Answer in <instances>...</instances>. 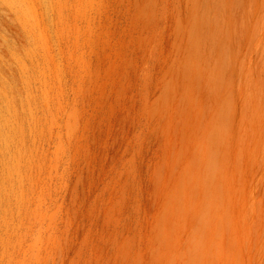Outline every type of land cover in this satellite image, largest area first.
<instances>
[{
  "label": "rangeland",
  "instance_id": "rangeland-1",
  "mask_svg": "<svg viewBox=\"0 0 264 264\" xmlns=\"http://www.w3.org/2000/svg\"><path fill=\"white\" fill-rule=\"evenodd\" d=\"M0 264H264V0H0Z\"/></svg>",
  "mask_w": 264,
  "mask_h": 264
}]
</instances>
